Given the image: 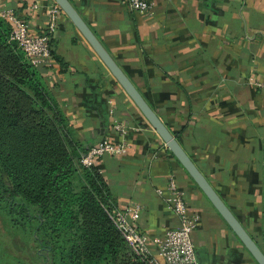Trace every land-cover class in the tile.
I'll return each mask as SVG.
<instances>
[{
  "label": "crops",
  "instance_id": "0c3cea01",
  "mask_svg": "<svg viewBox=\"0 0 264 264\" xmlns=\"http://www.w3.org/2000/svg\"><path fill=\"white\" fill-rule=\"evenodd\" d=\"M68 1L264 255V0H147L146 14L126 0ZM53 7L0 0L32 34L47 27ZM59 11L53 60L36 69L86 150L104 141L126 146L94 163L114 210L138 206V227L149 235L177 226L156 193L173 180L195 222L199 264H258Z\"/></svg>",
  "mask_w": 264,
  "mask_h": 264
},
{
  "label": "trees",
  "instance_id": "16d2710c",
  "mask_svg": "<svg viewBox=\"0 0 264 264\" xmlns=\"http://www.w3.org/2000/svg\"><path fill=\"white\" fill-rule=\"evenodd\" d=\"M86 153L0 18V205L15 226H31L43 264H107L128 253L109 219L106 179L81 164Z\"/></svg>",
  "mask_w": 264,
  "mask_h": 264
},
{
  "label": "built area",
  "instance_id": "2783aa9c",
  "mask_svg": "<svg viewBox=\"0 0 264 264\" xmlns=\"http://www.w3.org/2000/svg\"><path fill=\"white\" fill-rule=\"evenodd\" d=\"M129 10L146 14L150 10L147 0H126ZM34 9L37 6H33ZM47 27L32 34L25 19L15 12L0 8V18L9 26L11 40L17 44L20 52L34 68L48 65L53 60L51 53V38L55 33L56 21L60 14L59 8L53 7ZM115 129L124 135L125 129L116 125ZM124 144L113 145L110 142L103 143L87 150L81 156V164L85 167L94 165L95 161L104 154L113 156L124 155ZM156 193L164 197V202L171 216L178 220V225L164 230L158 235H149L139 229L138 216L141 209L133 204L127 205L121 210H112L109 219L120 237L124 239L131 253L132 259L140 264H199L196 259L193 238L194 220L188 217L185 197L176 183L171 180L165 190H156Z\"/></svg>",
  "mask_w": 264,
  "mask_h": 264
},
{
  "label": "water",
  "instance_id": "95a60500",
  "mask_svg": "<svg viewBox=\"0 0 264 264\" xmlns=\"http://www.w3.org/2000/svg\"><path fill=\"white\" fill-rule=\"evenodd\" d=\"M54 2L58 8L66 14L78 32L81 33L83 38L86 39L103 65L116 79L124 93L131 98L139 112L145 117L147 122L154 129L155 133L158 134L163 143L166 145L169 152L176 157L186 173L194 180L204 196L208 198L213 208H215L219 215L222 216L233 234L239 238L251 257L254 258L256 263L264 264V255L260 251L259 247L254 243L251 237L247 235L239 221L230 213L221 198L215 193V191H213L203 175L199 173L193 162H191L187 154L184 153L175 137L168 132L164 124H162L156 114L153 113L140 93H138L134 88L128 77H126L119 69L109 53L104 51L99 41L93 35L92 31L88 29L78 13L73 9L70 2L68 0H54Z\"/></svg>",
  "mask_w": 264,
  "mask_h": 264
},
{
  "label": "rangeland",
  "instance_id": "374dc122",
  "mask_svg": "<svg viewBox=\"0 0 264 264\" xmlns=\"http://www.w3.org/2000/svg\"><path fill=\"white\" fill-rule=\"evenodd\" d=\"M74 136L73 134V138H77ZM13 222V218H9L0 205V264H43L37 257L38 246L30 236L31 226H28L27 222L15 226ZM122 258H115L107 264H127L128 258Z\"/></svg>",
  "mask_w": 264,
  "mask_h": 264
}]
</instances>
